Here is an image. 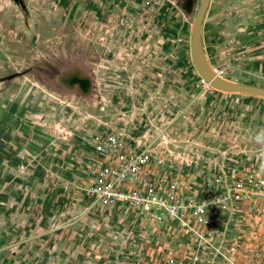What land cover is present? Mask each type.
Here are the masks:
<instances>
[{
	"label": "crops",
	"instance_id": "obj_1",
	"mask_svg": "<svg viewBox=\"0 0 264 264\" xmlns=\"http://www.w3.org/2000/svg\"><path fill=\"white\" fill-rule=\"evenodd\" d=\"M200 2L76 1L66 7L61 31L55 34L57 41L65 40L67 35L75 42L124 41L126 54L135 62L134 88L137 105L142 106L141 115L148 112L146 106L150 105L152 121L174 122V126L157 131L172 138V145L178 143L175 147L180 146L183 156L175 149L174 160L189 164L183 169L189 172L188 180L195 189L203 184L202 175L209 178L211 172L243 175L256 171L264 176L257 159L259 146L253 139L255 133L264 129V97L215 90L208 86L193 62L191 36ZM128 14L133 18L125 19ZM117 15L122 16L117 23L121 30L118 37L113 36L116 27L113 18ZM65 25L70 26L69 34H65ZM261 43L264 46V13L257 15L251 0L209 1L201 26V53L205 65L216 76L232 84L264 88V70L261 72L256 65ZM62 74L75 75L91 86L87 72L74 65ZM77 84L79 82L71 83L72 86ZM148 89L152 90L151 96L144 92ZM13 138L9 134L0 137V264H80L77 256H64L62 250L69 245L67 243L76 248L74 245L79 242L83 229L88 227L90 231L97 226L91 196L87 194L88 200H85L79 191L80 182L89 176L84 149L70 143L63 147L65 157L62 155L54 163L28 161L23 164V170H16V163L10 161L15 148ZM86 179L89 186L91 181ZM233 210L216 218L218 229L219 225L223 226V217L233 218L242 212V217L254 221L248 230L258 236L259 225H264V205L240 203ZM111 211L118 212L107 210L103 215ZM99 225L102 224L99 222ZM36 226L42 234L32 241V228ZM122 226L119 232L120 229L125 231ZM222 230L228 227L223 226ZM65 233L69 236L64 237ZM186 238L183 244H192L190 237ZM234 241L238 240L227 245L233 246ZM216 242L217 247L223 248V238ZM157 245L151 246L157 255L164 249L167 252L164 244ZM105 246L106 242L101 249ZM187 246V251L182 252ZM258 247L264 260L263 244ZM179 249H170L169 253L192 264L190 257L196 249L182 246V242ZM89 261L106 264L107 257ZM198 264L224 263L215 258Z\"/></svg>",
	"mask_w": 264,
	"mask_h": 264
},
{
	"label": "rangeland",
	"instance_id": "obj_2",
	"mask_svg": "<svg viewBox=\"0 0 264 264\" xmlns=\"http://www.w3.org/2000/svg\"><path fill=\"white\" fill-rule=\"evenodd\" d=\"M76 1L87 0H0V137L5 134L14 136L12 145L15 148L10 161L16 163L15 169L23 170V164L28 161L54 163L64 155L63 147L67 144L75 143L85 148L93 134L103 131L124 134L140 144H152L155 152L165 156H170L175 149L179 153L180 146L175 147L178 143L172 145V138L157 131L158 128L174 126V122L152 121L150 105L146 106L148 112L141 115L142 106L137 105L134 88L135 62H131L132 57L126 54L124 41L75 42L69 35L63 41L56 40L55 34L61 31L59 28L66 7ZM251 1L257 15L262 16L264 0ZM121 17L113 18L116 26L113 36L121 35L117 24ZM129 17L130 14L125 19ZM121 21L124 22L123 19ZM67 26L65 34L70 33V26ZM72 65L87 72L91 81L89 94H84L79 84L70 85L62 74ZM256 65L263 72V43L257 50ZM63 75L65 78L61 82ZM144 92L151 96L152 90ZM179 154L183 156L182 152ZM86 178L80 182L79 191L88 200ZM94 212L97 226L90 231L88 227L83 229L79 242L74 245L76 248L67 243L69 245L62 250L64 256H77L80 264H88L90 259L98 257H107L106 264H140L139 254L148 256L152 264H161L165 256L173 255L169 253L170 249L180 250V242L182 246H194L190 242L183 244L186 237L177 238L176 243L173 241L176 238L170 239L172 242L166 244L163 230L158 235L150 228H143L142 232L139 222L130 212L115 214L111 211L106 215L97 209ZM238 214L233 218L229 215L223 217V226L228 230H222L223 226L219 225L216 239H224L223 248L227 242L238 240L232 244L235 245L234 258L241 262L250 249L260 251V243L264 247V225H259L256 236L255 231L248 230L254 221L242 217V212ZM121 225L125 231L120 229L119 232ZM32 230V241H36L42 232L38 226ZM66 236L69 234L65 233ZM104 242L106 246L101 249ZM158 243L161 247L164 244L167 252L164 249L157 255L153 247Z\"/></svg>",
	"mask_w": 264,
	"mask_h": 264
},
{
	"label": "built area",
	"instance_id": "obj_3",
	"mask_svg": "<svg viewBox=\"0 0 264 264\" xmlns=\"http://www.w3.org/2000/svg\"><path fill=\"white\" fill-rule=\"evenodd\" d=\"M83 149L91 181L86 190L93 200L91 207L101 212H130L142 232L150 228L158 235L163 230L166 244L189 236L196 249L190 257L192 264L215 258L224 264H264L258 250L250 249L238 262L235 246L228 244L223 249L215 243L219 215L233 212L240 203L264 205V176L256 171L243 175L211 172L209 178L202 175L203 184L195 189L188 180L189 172L183 169L189 164L171 160L173 151L165 156L155 152L152 144L135 143L124 134L109 131L93 134ZM138 257L140 264H152L148 256ZM161 264L188 262L167 255Z\"/></svg>",
	"mask_w": 264,
	"mask_h": 264
},
{
	"label": "water",
	"instance_id": "obj_4",
	"mask_svg": "<svg viewBox=\"0 0 264 264\" xmlns=\"http://www.w3.org/2000/svg\"><path fill=\"white\" fill-rule=\"evenodd\" d=\"M209 1L210 0H201L199 10L197 12L193 25L192 36H191V46H192L191 51L195 66L199 70L205 82L215 90H219L227 93H246V94H252L255 96L264 97V88L249 86V85H237L226 82L220 79L218 76H216L205 65L201 53V26L206 10L209 5ZM78 81L80 87L83 88V91L85 93L88 92L90 83L87 80L86 81L78 80Z\"/></svg>",
	"mask_w": 264,
	"mask_h": 264
},
{
	"label": "clouds",
	"instance_id": "obj_5",
	"mask_svg": "<svg viewBox=\"0 0 264 264\" xmlns=\"http://www.w3.org/2000/svg\"><path fill=\"white\" fill-rule=\"evenodd\" d=\"M253 139L255 143L259 146L257 159L259 162L260 169L264 171V129H261L257 133H255Z\"/></svg>",
	"mask_w": 264,
	"mask_h": 264
},
{
	"label": "bare ground",
	"instance_id": "obj_6",
	"mask_svg": "<svg viewBox=\"0 0 264 264\" xmlns=\"http://www.w3.org/2000/svg\"><path fill=\"white\" fill-rule=\"evenodd\" d=\"M64 78H62V79L64 80ZM65 79H68L71 83L72 82H79L78 79H77V76H75V75L68 76V78L66 77Z\"/></svg>",
	"mask_w": 264,
	"mask_h": 264
}]
</instances>
